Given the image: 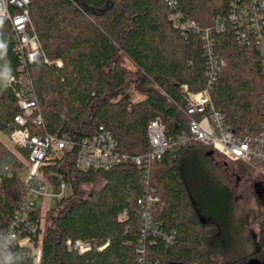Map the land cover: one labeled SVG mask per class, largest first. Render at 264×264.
I'll return each mask as SVG.
<instances>
[{"label": "trees", "instance_id": "16d2710c", "mask_svg": "<svg viewBox=\"0 0 264 264\" xmlns=\"http://www.w3.org/2000/svg\"><path fill=\"white\" fill-rule=\"evenodd\" d=\"M29 1L31 23L50 62L29 66L45 132L80 142L102 126L128 155L149 151L146 132L152 120L164 125L168 140L188 134L182 86L191 93L203 88L205 59L199 36L182 33L174 15L180 12L181 22L206 28L227 14L229 0H175L176 8L165 0ZM213 52L224 61L210 91L215 110L236 134L256 132L264 110L256 52L241 45L230 27L214 34ZM20 65L14 36L0 26V135L5 138L19 112L6 76L16 75ZM131 89L143 99L134 102ZM194 152L210 150L188 143L151 166L149 184L158 197L153 222L173 236L168 245L152 235L142 239L140 168L126 162L107 171L79 172L73 150L44 169L54 183L62 177L71 194L47 211L51 225L44 230L38 264H139L140 246L145 264H226L214 262L212 254L229 227L232 194L224 190L210 199L199 191L184 169ZM25 168L26 152L0 139V224L21 200ZM258 229L257 249L264 256V212ZM67 240L87 243L90 250H69ZM0 264H34V257L6 244L0 248Z\"/></svg>", "mask_w": 264, "mask_h": 264}, {"label": "built area", "instance_id": "2783aa9c", "mask_svg": "<svg viewBox=\"0 0 264 264\" xmlns=\"http://www.w3.org/2000/svg\"><path fill=\"white\" fill-rule=\"evenodd\" d=\"M165 1L170 7L176 8L175 0ZM29 4V0H0V26L5 25L14 36V52L21 62L16 75L6 76V87L11 90L19 109L10 123L8 140L12 147L26 152V168L20 174L23 194L10 219L0 224V248L6 244L20 247L34 257V264H38L44 214L52 203L71 194V188L62 177L57 179L56 176L54 183L51 173L44 169L70 155L73 150L75 168L79 172L107 171L126 162L141 169L144 189L140 198V233L142 239L152 235L162 239L166 245L172 242L173 236L162 232L153 222V210L158 197L149 183L151 166L155 161L175 147L198 143L225 162L242 163L253 168L264 166V110L256 132L238 135L224 122L222 114L215 110L210 97L211 88L224 66L223 59L214 55L213 36L227 27L234 30L235 39L241 45L256 52L264 79V0H229L227 14L206 28L190 20L181 22L182 14L175 13L181 32L188 30L199 36L202 42L204 86L194 93L182 86L186 104L181 111L189 121L188 134L168 140L164 125L152 120L146 132L149 151L141 155L121 153L111 132L102 126L80 142H74L65 135L45 132L29 66L39 60L45 64L50 62L31 23ZM55 64L60 65V62ZM66 245L69 250L79 254L90 250L89 244L80 240H67ZM138 253L139 264H145L144 246H140Z\"/></svg>", "mask_w": 264, "mask_h": 264}, {"label": "rangeland", "instance_id": "374dc122", "mask_svg": "<svg viewBox=\"0 0 264 264\" xmlns=\"http://www.w3.org/2000/svg\"><path fill=\"white\" fill-rule=\"evenodd\" d=\"M124 65L132 69L128 62ZM132 99H143L141 93L131 89ZM1 141L13 148L8 138L0 135ZM184 169L197 181L199 191L214 198L224 190L232 194L231 216L222 242L212 254L214 262L226 264H251L256 257L258 243V221L264 212V173L261 168H248L241 163H229L217 156L194 152L185 159ZM50 212L43 218L41 235L51 225ZM262 264H264V258Z\"/></svg>", "mask_w": 264, "mask_h": 264}, {"label": "flooded vegetation", "instance_id": "af4514ba", "mask_svg": "<svg viewBox=\"0 0 264 264\" xmlns=\"http://www.w3.org/2000/svg\"><path fill=\"white\" fill-rule=\"evenodd\" d=\"M256 249H257V247H256ZM256 251H257V253H256V257H255L254 259H256L257 261H256L255 264H262V261H263V260L260 259V257L264 258V256L261 255V254L259 253L258 249H257ZM254 261H255V260H254Z\"/></svg>", "mask_w": 264, "mask_h": 264}, {"label": "water", "instance_id": "95a60500", "mask_svg": "<svg viewBox=\"0 0 264 264\" xmlns=\"http://www.w3.org/2000/svg\"><path fill=\"white\" fill-rule=\"evenodd\" d=\"M207 156H212V152L210 151V152H207V154H206ZM256 263V261H253L251 264H255Z\"/></svg>", "mask_w": 264, "mask_h": 264}]
</instances>
